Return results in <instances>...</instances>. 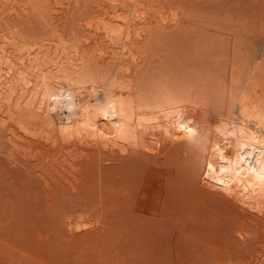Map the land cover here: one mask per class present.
<instances>
[{"label":"rangeland","instance_id":"1","mask_svg":"<svg viewBox=\"0 0 264 264\" xmlns=\"http://www.w3.org/2000/svg\"><path fill=\"white\" fill-rule=\"evenodd\" d=\"M144 1L154 8L142 12L154 17L138 24L134 55L124 61L133 80L191 83L199 110L219 107L233 77L260 63L264 81V0ZM110 4L0 0V44L27 18L50 82L61 84L56 62L121 60L117 45L87 27L121 13ZM27 91L19 87L0 109V264H264V212L243 208L206 169L201 128L199 148L189 139L144 140L124 155L53 138L41 97Z\"/></svg>","mask_w":264,"mask_h":264},{"label":"bare ground","instance_id":"2","mask_svg":"<svg viewBox=\"0 0 264 264\" xmlns=\"http://www.w3.org/2000/svg\"><path fill=\"white\" fill-rule=\"evenodd\" d=\"M108 1L111 4L107 6L112 5L117 14H122H116L107 22L103 19L104 24L101 21V25L87 24V27L90 25L93 34L98 33L112 45H117L121 49L120 56L123 52L121 60L93 57L68 65L56 62L60 66L57 78L61 84L58 85L50 82L49 71L41 64L44 46L39 51L36 49L39 46L38 30L30 23L24 24L27 18L9 26L11 37L3 36L4 43L0 44V109L5 102L10 103L15 98L21 87L31 93L32 99L41 97L40 108L46 111L45 125L49 128L46 131L53 138L108 146L124 155L144 140L162 143L189 139L198 144L197 130L201 128L199 138L204 139L202 150L205 151L206 169L211 168L219 174L217 178L222 182L224 192L243 208L264 212V81L258 77L262 63L256 71L252 67L247 72L237 73L225 99L224 95L218 99L214 97L221 102V107L199 110L191 83L149 88L144 81L140 84L139 80L132 79V68L125 67L124 61L134 55L132 47L142 29L139 27L138 31V24L144 27L154 16L147 12L150 4L144 0ZM141 8L147 11L143 9L142 12ZM75 43L73 52L79 58L82 56L80 46ZM44 56L49 59V55ZM39 66L41 73L36 76ZM62 115L67 119L63 120ZM200 118L206 123L199 122Z\"/></svg>","mask_w":264,"mask_h":264}]
</instances>
